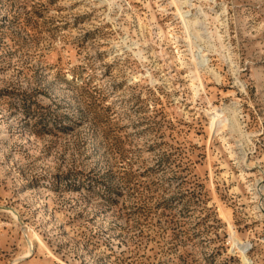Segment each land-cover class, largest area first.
<instances>
[{
	"label": "rangeland",
	"instance_id": "1",
	"mask_svg": "<svg viewBox=\"0 0 264 264\" xmlns=\"http://www.w3.org/2000/svg\"><path fill=\"white\" fill-rule=\"evenodd\" d=\"M0 264H264V0H0Z\"/></svg>",
	"mask_w": 264,
	"mask_h": 264
},
{
	"label": "bare ground",
	"instance_id": "2",
	"mask_svg": "<svg viewBox=\"0 0 264 264\" xmlns=\"http://www.w3.org/2000/svg\"><path fill=\"white\" fill-rule=\"evenodd\" d=\"M181 16H182V18L185 20L186 19V16H183V13H179ZM199 21V20H198ZM186 22H187V25H188V23H190V20H186ZM192 23V22H191ZM196 23V21L194 22V24ZM197 23H200V21L199 22H197ZM185 24V23H184ZM186 25V24H185ZM188 26H190V25H188ZM191 27V26H190ZM189 27V28H190ZM193 27V26H192ZM204 61V60H203ZM202 63V62H201ZM203 63H205V62H203ZM236 113V112H235ZM213 120H215L216 119V117H213L212 118ZM233 120V119H232ZM214 123H215V121L213 122V125H214ZM245 153H244V156H243V159H244V157H245ZM31 239H33L32 237H31ZM31 242H32V240H30ZM30 243V242H29ZM33 243V242H32Z\"/></svg>",
	"mask_w": 264,
	"mask_h": 264
}]
</instances>
